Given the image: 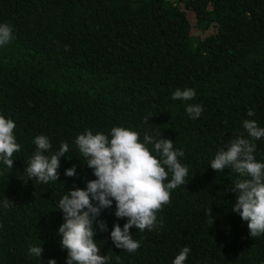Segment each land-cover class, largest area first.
<instances>
[{
	"label": "trees",
	"instance_id": "obj_1",
	"mask_svg": "<svg viewBox=\"0 0 264 264\" xmlns=\"http://www.w3.org/2000/svg\"><path fill=\"white\" fill-rule=\"evenodd\" d=\"M5 23L13 39L0 46V115L15 122L20 151L12 170L0 162V264H66L59 199L95 179L75 140L89 130L111 138L113 127L137 131L141 142L146 134L173 141L188 176L155 228L129 230L135 252L110 239L113 225L127 222L115 217V202L101 212L107 231L94 239L108 264H173L184 247V264H264V235L251 238L232 211L229 189L242 177L209 166L240 133L248 138L245 120L264 128V0H0ZM176 89L196 95L173 100ZM188 104L202 106L199 118ZM39 135L50 140L48 156L68 144L57 182L25 172ZM254 143L264 162V138ZM73 165L76 175L65 176ZM41 241L39 261L29 249Z\"/></svg>",
	"mask_w": 264,
	"mask_h": 264
},
{
	"label": "clouds",
	"instance_id": "obj_2",
	"mask_svg": "<svg viewBox=\"0 0 264 264\" xmlns=\"http://www.w3.org/2000/svg\"><path fill=\"white\" fill-rule=\"evenodd\" d=\"M9 24H0V46L9 43L12 37ZM196 95L194 89H176L173 100L190 101ZM191 119H197L203 112L198 104H188L185 109ZM255 113L248 111L249 117ZM147 117L145 123L148 121ZM16 124L11 119L0 115V162L7 170L13 168V155L20 151L16 142L14 129ZM240 133L226 146L221 148L210 163L217 173L231 168L242 179L236 180L229 190L235 194L232 208L241 220L247 223L251 238L264 235V162H258L254 156L255 140L264 138V128L254 120H245ZM110 137L104 133L86 131L77 136L75 144L86 159V166L93 170L94 180L86 183V189L75 188L59 199L58 209L63 213L64 223L60 225L57 235L61 237V248L67 251L66 264H108L107 257L101 256L100 247L94 239L97 229L107 231L104 221L98 219L101 212L110 209L115 202V217L126 218L123 228L113 225L110 239L114 246L129 253L140 247V242L132 238L130 229L149 230L157 226V212L170 203L171 191L184 185L188 176V166L180 162L184 150H176L173 141L162 138L154 140L145 135L143 142L140 134L130 128L113 127ZM36 151L28 162L25 172L29 180L48 183L59 179L60 160L65 157L69 147L66 142L60 144L59 150L51 156L45 155L52 149L50 140L45 135L34 139ZM154 145V156L147 145ZM65 176L74 177L76 166L65 171ZM169 174L171 179L169 180ZM12 202L5 197L4 206ZM206 215L214 221L211 208ZM94 225L96 226L94 228ZM31 255L40 258L43 254L40 246L29 249ZM190 249L184 247L173 261V264H184ZM47 264H56L49 259Z\"/></svg>",
	"mask_w": 264,
	"mask_h": 264
}]
</instances>
